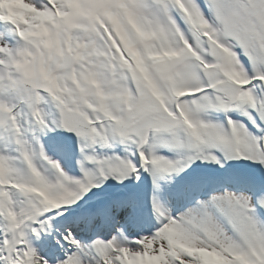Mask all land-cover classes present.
Returning a JSON list of instances; mask_svg holds the SVG:
<instances>
[{"label":"snow or ice","instance_id":"1","mask_svg":"<svg viewBox=\"0 0 264 264\" xmlns=\"http://www.w3.org/2000/svg\"><path fill=\"white\" fill-rule=\"evenodd\" d=\"M262 214L264 0H0V264H264Z\"/></svg>","mask_w":264,"mask_h":264},{"label":"bare ground","instance_id":"2","mask_svg":"<svg viewBox=\"0 0 264 264\" xmlns=\"http://www.w3.org/2000/svg\"><path fill=\"white\" fill-rule=\"evenodd\" d=\"M49 154H51V152L49 153ZM76 171H78L77 169H76ZM120 186H117L116 184H115V182L114 181H109V182H107L105 185H103L100 189H98V190H96V189H94L93 190V192L92 193H90L87 197H86V199L88 200V199H93L92 197V195L91 194H94V195H96V196H98V197H100L101 195L102 196H108L109 198L111 197V193H114L115 194V191H117V189L119 188ZM149 187H150V182H146L145 183V185L143 186V188L140 190L141 192H143L144 193V204H143V208H142V214L144 215V217L145 216H147V213H151V207H150V204H148L147 203V192H148V190H149ZM130 189V191L128 190V192H131V191H136V188H135V186H134V188L132 187V186H130L129 187ZM127 192V191H126ZM90 196H92V197H90ZM90 197V198H89ZM96 203V202H95ZM98 203H101V200H100V202H98ZM148 211V212H147ZM151 218H152V222H153V220H154V217H152L151 216ZM147 225H146V223H145V221H144V224L142 225V227H144V228H147L146 227Z\"/></svg>","mask_w":264,"mask_h":264},{"label":"rangeland","instance_id":"3","mask_svg":"<svg viewBox=\"0 0 264 264\" xmlns=\"http://www.w3.org/2000/svg\"><path fill=\"white\" fill-rule=\"evenodd\" d=\"M50 155H54L53 153H51ZM54 158H59V156L58 155H54ZM237 169L238 170H240V171H242V172H244V173H247V174H253V175H259V172L257 171V170H255V169H253V168H251V167H248L247 166V164H246V162H240L239 164H237ZM78 170V169H77ZM72 171L74 172V173H78V171H76V169H72ZM130 186H132L133 188H134V183L133 184H131V185H129L127 188H123V189H121V187H119L118 189H117V191H115V194H117V193H120V192H122V191H124V192H128V190L130 189L129 187ZM128 189V190H127ZM130 191V190H129ZM114 193H111V196L113 195ZM92 196H90V197H92L93 199H88L91 203H93V204H96V203H98V202H100V200H101V202H103L104 200H107L109 197L108 196H100V197H98V196H96V195H94V194H91ZM89 197V198H90ZM96 202V203H95ZM148 212V211H147ZM262 215H264V214H262ZM154 221V220H153ZM150 222H152V218H151V215L149 214V213H147V216H145V223H146V227H149L150 226Z\"/></svg>","mask_w":264,"mask_h":264}]
</instances>
